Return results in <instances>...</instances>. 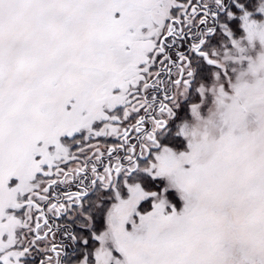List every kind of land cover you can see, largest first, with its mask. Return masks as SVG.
<instances>
[{"label":"snow or ice","instance_id":"obj_1","mask_svg":"<svg viewBox=\"0 0 264 264\" xmlns=\"http://www.w3.org/2000/svg\"><path fill=\"white\" fill-rule=\"evenodd\" d=\"M0 264H264V0H0Z\"/></svg>","mask_w":264,"mask_h":264}]
</instances>
